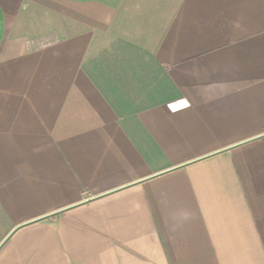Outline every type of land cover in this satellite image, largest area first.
<instances>
[{
    "label": "crops",
    "instance_id": "obj_1",
    "mask_svg": "<svg viewBox=\"0 0 264 264\" xmlns=\"http://www.w3.org/2000/svg\"><path fill=\"white\" fill-rule=\"evenodd\" d=\"M0 264H264V0H0Z\"/></svg>",
    "mask_w": 264,
    "mask_h": 264
}]
</instances>
